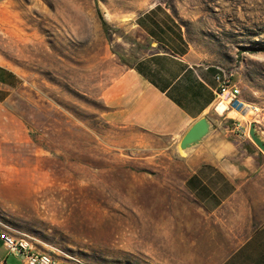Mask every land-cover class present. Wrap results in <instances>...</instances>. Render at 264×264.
I'll use <instances>...</instances> for the list:
<instances>
[{
	"label": "rangeland",
	"instance_id": "rangeland-1",
	"mask_svg": "<svg viewBox=\"0 0 264 264\" xmlns=\"http://www.w3.org/2000/svg\"><path fill=\"white\" fill-rule=\"evenodd\" d=\"M157 4L238 84L245 120L264 113V0H0V61L24 78L0 108V228L65 264H213L186 157L105 119L108 88L152 50L134 19Z\"/></svg>",
	"mask_w": 264,
	"mask_h": 264
},
{
	"label": "crops",
	"instance_id": "crops-1",
	"mask_svg": "<svg viewBox=\"0 0 264 264\" xmlns=\"http://www.w3.org/2000/svg\"><path fill=\"white\" fill-rule=\"evenodd\" d=\"M134 26L152 50L108 88L107 123L178 150L189 128L209 116L216 130L185 158L189 171L183 180L207 218L201 236L206 255L213 264H264V152L249 138L257 121L264 140V113L251 121L234 110L222 121L213 117L220 67L192 59L186 31L166 6L143 11ZM23 84L21 73L0 61V108ZM8 256L0 241V264H9Z\"/></svg>",
	"mask_w": 264,
	"mask_h": 264
},
{
	"label": "built area",
	"instance_id": "built-area-1",
	"mask_svg": "<svg viewBox=\"0 0 264 264\" xmlns=\"http://www.w3.org/2000/svg\"><path fill=\"white\" fill-rule=\"evenodd\" d=\"M216 82L218 87L213 112L219 118L224 119L231 110L245 114L251 109V106L242 99V91L238 84L233 82L231 75L220 72L216 76ZM0 241L8 254L21 259L23 264H65L54 260V254L42 253L37 251L35 246L24 244V238H17L3 228H0Z\"/></svg>",
	"mask_w": 264,
	"mask_h": 264
},
{
	"label": "water",
	"instance_id": "water-1",
	"mask_svg": "<svg viewBox=\"0 0 264 264\" xmlns=\"http://www.w3.org/2000/svg\"><path fill=\"white\" fill-rule=\"evenodd\" d=\"M216 124L209 116L198 119L181 139L178 149L182 156L191 157L215 132ZM249 135L254 144L264 152V140L257 133L256 125L250 126Z\"/></svg>",
	"mask_w": 264,
	"mask_h": 264
},
{
	"label": "bare ground",
	"instance_id": "bare-ground-1",
	"mask_svg": "<svg viewBox=\"0 0 264 264\" xmlns=\"http://www.w3.org/2000/svg\"><path fill=\"white\" fill-rule=\"evenodd\" d=\"M6 15H8V14H6ZM257 109H259V108H257ZM254 110H256V109H254ZM254 110H252V109H249V113H248V115L250 116V115H254L256 112L254 111ZM232 114V113H231ZM233 115V114H232ZM237 115V114H236ZM231 117V116H230ZM6 231V230H5ZM7 233H11V232H9V231H6ZM12 234V233H11ZM17 238H24V237H20V236H16ZM24 244H28V245H33L32 243H31V241L30 240H28L27 238H24ZM54 260H56V261H60V260H58L57 258H55L54 257ZM62 262V261H61Z\"/></svg>",
	"mask_w": 264,
	"mask_h": 264
},
{
	"label": "trees",
	"instance_id": "trees-1",
	"mask_svg": "<svg viewBox=\"0 0 264 264\" xmlns=\"http://www.w3.org/2000/svg\"><path fill=\"white\" fill-rule=\"evenodd\" d=\"M101 20L103 21V26L106 28L107 27L106 22L102 18H101Z\"/></svg>",
	"mask_w": 264,
	"mask_h": 264
}]
</instances>
